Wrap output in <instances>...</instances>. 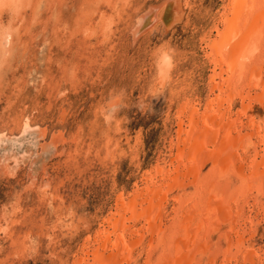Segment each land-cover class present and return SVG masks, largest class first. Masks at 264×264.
Returning a JSON list of instances; mask_svg holds the SVG:
<instances>
[{
  "label": "rangeland",
  "instance_id": "374dc122",
  "mask_svg": "<svg viewBox=\"0 0 264 264\" xmlns=\"http://www.w3.org/2000/svg\"><path fill=\"white\" fill-rule=\"evenodd\" d=\"M157 1L161 0H10V3L0 0L1 42L4 34H11L10 42H3L6 45L0 42V130L16 135L23 119L29 117L31 124L45 128L41 142L57 131H62L65 139L59 141L57 154L47 161L45 169L36 168L38 176L34 186L28 184V164L12 178L0 173V212L5 214L0 226L9 228L0 232V264H146L149 236L153 232L148 219L153 222L154 216L161 213L160 217L165 218L164 228L176 212L189 215L196 199L202 194V199L209 196L206 195L208 188L218 185L217 180L219 185L224 184L228 173H236L238 167L234 168L233 162L237 156L251 161L255 155L253 150L263 149L255 136L241 144L250 146L247 150L236 137L241 133L249 136L253 132L264 133V104L260 103L264 101V23L253 11L245 10L239 16L235 3L241 0H187L189 7L186 5L179 25L165 32L161 22L156 21L135 40L131 34L133 21ZM251 1L247 0L246 6ZM244 22L249 29L244 27ZM241 33H245L243 38ZM162 44L175 50V67L162 95L153 97L150 95L153 88L150 54ZM224 56L230 64L234 58L238 64L247 62L245 66L247 69L250 65L247 69L250 71L253 64L261 73L259 88L247 70L240 71V65L234 69H227L229 64L219 67L215 58ZM121 91L123 99L117 95ZM113 98L119 101L115 111L110 110L115 119L105 122L99 108ZM250 102L251 106L246 107ZM235 117L238 125L245 121L243 126L236 125L237 130L243 128L239 129L240 133L228 127ZM252 120L256 121V128L251 126ZM228 155L231 157L226 165ZM192 158L196 159L195 163ZM241 163L246 166L245 162ZM43 182L50 187H43ZM231 184L239 186L240 182L233 177ZM194 185L199 188L194 190ZM255 194L235 197L237 203L233 199L228 208L235 211L232 214L240 215L235 229H240L238 233L245 238L240 244V235H234L233 243L244 244L245 249L250 246L246 252L262 263L264 197ZM154 201L164 202L157 205ZM123 227H131L132 232L125 235L128 239L121 236ZM175 239L172 250L178 242ZM232 253L228 262L235 264ZM159 256V253L155 255L152 262H157ZM220 262L223 261H217ZM241 263L249 264L243 256Z\"/></svg>",
  "mask_w": 264,
  "mask_h": 264
},
{
  "label": "bare ground",
  "instance_id": "6f19581e",
  "mask_svg": "<svg viewBox=\"0 0 264 264\" xmlns=\"http://www.w3.org/2000/svg\"><path fill=\"white\" fill-rule=\"evenodd\" d=\"M111 1V0H110ZM238 1V0H237ZM3 2V1H2ZM24 2V1H23ZM234 2V0H233ZM10 3V0L9 2ZM15 3V2H14ZM13 3V4H14ZM187 0H161V1H157L155 3H152L150 4V6L147 8L146 11L144 12H141L139 13L137 16H136V19L133 21V25L131 27V34H132V38H134L136 40L137 37H139V35L142 33V32H145L144 30L147 28V26H150L151 24H153L154 22H161V25H162V28L165 32H168L170 30H172L173 28H175L177 25H179L182 20L184 19V16H185V9H186V5L188 6L187 4ZM190 3V2H189ZM246 3H247V0H241L238 1V3H235L236 5V9L235 10L236 12H238V15L240 16L241 14H243L245 12V10H248L249 13H251V11L255 12L256 13V17L258 20L262 21L264 23V0H252L251 1V4H249L248 6H246ZM4 4V2H3ZM25 4V3H24ZM6 5V3H5ZM23 6V5H22ZM230 6V5H229ZM227 6V7H229ZM232 6H234V3L232 4ZM8 7V5H7ZM189 7V6H188ZM239 7V8H238ZM17 9V8H16ZM18 12V11H17ZM247 12V11H246ZM19 13V12H18ZM231 14V13H230ZM247 14V13H246ZM245 14V15H246ZM244 15V16H245ZM249 16V15H248ZM252 16V15H250ZM234 17V16H233ZM255 17V18H256ZM229 18V17H228ZM230 19V18H229ZM228 19V20H229ZM247 19V17H246ZM250 19V17H249ZM254 19V18H253ZM252 19V21H253ZM236 20V19H234ZM14 21V20H13ZM20 21V20H19ZM18 21V22H19ZM219 21V20H218ZM246 21V20H245ZM248 21V19H247ZM259 23V22H258ZM218 24V22H217ZM241 24V23H240ZM249 24H250V21H249ZM242 25V24H241ZM240 25V26H241ZM253 25V24H252ZM3 26V25H2ZM232 26V25H229V27ZM236 26V25H235ZM234 26V27H235ZM238 26V27H240ZM249 25H247V23L244 22V27H247L246 29H249L248 27ZM7 27V26H6ZM11 27V26H10ZM152 27V26H151ZM243 27V26H242ZM8 28V27H7ZM13 28V27H12ZM226 28H228V25L226 26ZM233 29V27H231ZM230 28V30H231ZM150 29V28H149ZM3 30V29H2ZM216 30V29H215ZM227 30V29H226ZM229 30V29H228ZM1 31V30H0ZM9 31V30H8ZM14 31V30H13ZM81 31V30H80ZM239 31V30H238ZM244 31V30H243ZM12 32V31H10ZM232 32V30H231ZM236 31L234 30V33ZM264 32V31H263ZM233 33V32H232ZM237 33V32H236ZM2 34V32H1ZM218 34V33H217ZM245 34V33H244ZM243 34V35H244ZM259 34V33H258ZM264 35V33H262ZM18 35V34H17ZM16 35V36H17ZM235 35H238V34H235ZM233 35V36H235ZM243 35L241 33L240 37L243 38ZM261 35V34H260ZM1 37V36H0ZM219 37V36H218ZM221 37V36H220ZM255 37V36H253ZM252 37V38H253ZM261 37V36H260ZM227 38V37H226ZM234 38V37H233ZM238 38V37H237ZM205 39V38H204ZM245 39V37H244ZM260 39V38H259ZM11 40V34L10 33H6L2 36V42H1V39H0V42L2 44H5L3 42H10ZM15 40V39H14ZM228 40V39H227ZM234 40V39H232ZM230 40V41H232ZM237 40V39H236ZM246 40V39H245ZM213 41V40H212ZM226 41V40H225ZM260 41V40H259ZM12 42V41H11ZM208 42V41H207ZM233 42V41H232ZM243 42V41H242ZM251 42V41H250ZM213 43V42H212ZM224 43V42H222ZM238 43V42H237ZM0 44V45H2ZM9 44V43H8ZM254 44V43H253ZM6 45V44H5ZM221 45V44H220ZM225 45V44H224ZM228 45H231V44H228ZM237 45V44H236ZM255 45V44H254ZM222 46V45H221ZM241 46V45H240ZM243 46V45H242ZM249 46V45H248ZM3 47V46H2ZM5 47V46H4ZM209 47H212V46H209ZM216 47V46H214ZM224 47V46H223ZM227 48L231 47V46H226ZM247 47V46H246ZM250 47V46H249ZM227 48H225V51L227 50ZM234 48V46H233ZM243 48V47H242ZM3 49V48H2ZM240 49V48H239ZM247 49L249 50V48L247 47ZM246 49V50H247ZM251 49V48H250ZM4 50V49H3ZM6 50V49H5ZM214 50V49H213ZM216 50V49H215ZM221 50V49H220ZM231 50V49H230ZM241 50V49H240ZM245 50V51H246ZM235 51V50H234ZM252 51V50H251ZM2 52V51H1ZM227 52V51H226ZM233 52V50H232ZM231 52V53H232ZM5 53V52H4ZM210 53V52H209ZM208 53V55L210 56V54ZM213 53V52H212ZM218 53V52H217ZM240 53V51H239ZM250 53V52H249ZM252 53V52H251ZM233 54V53H232ZM235 54V53H234ZM233 54V55H234ZM242 54V53H241ZM245 54V53H244ZM248 54V53H247ZM246 54V55H247ZM213 55H216V53L214 52ZM240 55V54H239ZM249 55V54H248ZM247 55V56H248ZM217 56V55H216ZM219 56H222V55H219ZM235 56V55H234ZM250 56V55H249ZM243 57V56H242ZM211 58V56H210ZM215 58V62L216 64L219 66V67H223L226 66V64H229L227 65L228 68L227 69H234L233 67L235 66H238L240 65V71L241 69H249V66H247V69H246V66L245 64L247 62H241L240 61V64H238L239 62L236 60V58L232 57V59L234 58V61L233 63H229L230 61L227 60V56L225 57H221V58ZM254 58V57H253ZM240 59V58H239ZM242 59V58H241ZM240 59V60H241ZM250 59V58H249ZM257 59V58H256ZM254 58V60H256ZM211 61V60H210ZM257 61V60H256ZM255 62V61H254ZM251 63V61L249 62ZM257 63V62H256ZM216 65V66H217ZM226 66V67H227ZM214 67V66H213ZM218 67V68H219ZM260 68V67H259ZM262 68V67H261ZM215 69V68H214ZM225 69V70H227ZM237 69V68H236ZM250 69H252L251 71L250 70H247V72H249L250 74V77L252 79V81L255 82L256 86L259 88L260 86V83H259V78L261 77V73H259L257 71V69H255V67L252 66L250 67ZM229 71V70H227ZM215 72V71H214ZM236 73V72H234ZM238 74V73H237ZM242 74V72H241ZM228 75V74H227ZM233 75V74H232ZM239 75V74H238ZM235 76V75H234ZM218 77V76H217ZM248 77V78H250ZM228 78V77H227ZM229 79V78H228ZM261 79V78H260ZM209 80H212V79H209ZM216 80V79H215ZM237 80V79H235ZM214 81V80H213ZM245 81V80H244ZM251 81V80H250ZM223 82V81H222ZM246 82V81H245ZM220 83V82H219ZM243 83V82H241ZM262 83V82H261ZM216 84V83H215ZM223 84V83H222ZM220 84V85H222ZM249 84V83H248ZM264 84V83H263ZM231 85V84H230ZM233 85V84H232ZM259 85V86H258ZM213 86V85H212ZM215 86V85H214ZM217 86V85H216ZM235 86V85H234ZM251 86V85H250ZM264 86V85H263ZM211 87V86H210ZM220 87V86H219ZM218 87V88H219ZM223 87V86H221ZM220 87V88H221ZM225 87V86H224ZM229 87V86H227ZM214 88V87H213ZM230 88V87H229ZM227 88V89H229ZM237 88V87H236ZM263 88V87H262ZM212 89V87H211ZM211 89H210V92H211ZM217 89V88H216ZM245 89V87H244ZM264 89V88H263ZM215 90V89H214ZM235 90V89H233ZM240 90V89H238ZM216 91V90H215ZM219 91V90H217ZM223 91V89H222ZM243 91V89H242ZM240 90V92H242ZM239 92V93H240ZM244 92V91H243ZM242 92V93H243ZM214 92H212L213 94ZM220 93H223L220 91ZM228 93V92H227ZM232 93V91H231ZM230 93V94H231ZM245 93V92H244ZM243 93V94H244ZM255 93V92H253ZM258 93V92H257ZM262 93V92H261ZM229 94V95H230ZM242 94V96H243ZM247 94V93H246ZM245 94V95H246ZM263 94V93H262ZM220 95V94H219ZM256 95V94H255ZM258 95V94H257ZM240 96V95H239ZM262 96V95H261ZM196 97V96H195ZM215 97V96H214ZM214 97H212L214 99ZM247 97V95H246ZM245 97V98H246ZM219 98V97H218ZM218 98H215L218 100ZM220 98H221V95H220ZM234 98V97H233ZM240 98V97H239ZM117 99V98H116ZM116 99H111L112 103H111V107H110V110H113V108L117 107V103L119 102H116ZM227 99V98H226ZM231 99V98H230ZM261 99V98H260ZM264 99V98H263ZM229 100V98H228ZM244 100V99H243ZM249 100V99H248ZM213 101V100H212ZM211 101V102H212ZM227 101V100H226ZM225 101V102H226ZM234 101V100H233ZM242 101V100H241ZM251 101V100H250ZM209 102V101H208ZM218 102V101H217ZM257 102V101H256ZM185 103V102H184ZM260 103L264 104V101L261 100ZM226 104H228L226 102ZM242 104H243V101H242ZM259 104V103H258ZM186 105V104H185ZM204 105V104H203ZM225 105V104H224ZM251 106V102L246 105V107H249ZM264 106V105H263ZM190 107V106H189ZM210 107V106H209ZM262 107V106H261ZM186 108V107H185ZM207 108V107H206ZM260 108V107H259ZM193 109V108H192ZM195 109V108H194ZM209 109V108H208ZM220 109V108H218ZM252 109V108H251ZM222 110V109H221ZM220 110V111H221ZM227 110V109H226ZM238 110V109H237ZM245 110V109H244ZM247 110V109H246ZM259 110V109H258ZM263 110V109H262ZM115 111V110H114ZM193 111V110H192ZM210 111V110H209ZM191 112V111H190ZM197 112V111H196ZM214 112V111H213ZM229 112V111H228ZM232 112V111H231ZM181 113V112H180ZM212 113V111H211ZM217 113V111H216ZM225 113V112H224ZM240 113V112H239ZM249 113V112H248ZM183 114V113H182ZM215 114V112H214ZM185 115V114H184ZM194 115V114H193ZM210 115V114H209ZM222 115V114H221ZM228 115V114H227ZM243 115V114H242ZM245 115V114H244ZM30 116V115H29ZM181 116V115H180ZM179 116V118H180ZM183 116V115H182ZM202 116V115H201ZM200 116V117H201ZM229 116V115H228ZM237 116V115H235ZM239 116V115H238ZM25 117H27V114L25 115ZM24 117V118H25ZM198 117V116H196ZM212 117V116H211ZM217 117V116H215ZM225 117V116H224ZM231 117V116H230ZM233 117V116H232ZM245 117V116H243ZM242 117V118H243ZM254 117V116H253ZM28 118H25L23 119V121L21 122V125H20V128H19V131L16 135H14L13 133H7V131H4V130H0V173L1 175L3 176H7V177H15L18 173V171L20 170L21 167H23L25 165L26 167V164H28V171H29V174L27 176H29V179H30V182L28 183L30 186H32L36 180V173H37V170L36 168L37 167H40V168H44L45 169V166L47 164V161H49L54 155L57 154L56 152V149H57V145L59 143L60 140H64V136L62 134V131H57V132H54L52 133V135L49 136L48 140L44 141V142H41V138L44 135V133L46 132L45 131V128H40L38 125L36 124H31L29 121H28ZM182 118V117H181ZM218 118V117H217ZM236 118V117H235ZM22 119V118H21ZM184 119V118H183ZM188 119V118H186ZM194 119V118H193ZM202 119V118H201ZM207 119V118H206ZM209 119V118H208ZM216 119V118H215ZM221 119V116L219 119H217V123L218 121H220ZM229 119V118H227ZM234 119V117H233ZM254 119V118H252ZM30 120V118H29ZM190 120V119H189ZM214 120V118L212 119ZM226 120V119H225ZM247 120V118H246ZM179 121V120H178ZM190 121H193V120H190ZM222 121V120H221ZM183 122V121H182ZM185 122V121H184ZM187 122V121H186ZM200 122H204L202 120H200ZM212 122V121H211ZM214 122V121H213ZM232 122V121H231ZM240 122V121H239ZM245 122V121H244ZM243 122V123H244ZM252 122V125L251 126H254L255 127V122L254 120L250 121ZM181 123V122H180ZM189 123V122H188ZM192 123H195L194 121ZM226 123V122H225ZM229 123V122H227ZM238 123V120L236 118V120L234 121V123L230 124V131L234 130L237 128L236 125ZM243 123L240 124L243 126ZM187 124V123H186ZM199 124V123H198ZM183 125V124H182ZM213 125V124H212ZM238 125V126H240ZM246 125V123H245ZM220 126V125H218ZM227 126V124H226ZM261 126V125H260ZM264 126V125H263ZM262 126V127H263ZM189 127V126H188ZM199 127V125H198ZM227 127V128H228ZM245 127V126H244ZM261 127V128H262ZM4 128V127H3ZM191 128V127H190ZM193 128V127H192ZM202 128V127H201ZM216 128V127H215ZM221 128V126H220ZM242 128V127H239V129ZM256 128V127H255ZM264 128V127H263ZM204 129V127H203ZM203 129H201L203 131ZM219 129V127L217 128ZM237 130L236 131H239L237 133H240L241 131L240 130ZM243 129V128H242ZM260 129V128H259ZM180 130V129H179ZM195 130V129H194ZM197 130V128H196ZM222 130V129H221ZM255 130V129H254ZM262 130V129H261ZM260 130V131H261ZM181 131H184L181 130ZM186 131V129H185ZM205 131V129H204ZM228 131V130H227ZM256 131V130H255ZM218 132V131H217ZM248 132V131H247ZM264 132V131H263ZM16 133V132H15ZM181 133V132H180ZM193 133V132H192ZM208 133V132H207ZM232 133V132H231ZM258 133V132H257ZM261 133V132H260ZM255 134L254 132L251 133L253 136H249V134L244 133L243 136H237L236 138H238V143L243 144L245 143L246 139L247 138H258V140L260 141L259 142V146H264V133L263 134ZM201 134V133H200ZM223 136L222 133H219ZM234 134V133H233ZM191 135V134H190ZM202 135V134H201ZM200 135V136H201ZM212 135V134H211ZM199 136V135H198ZM235 136V135H234ZM178 137V136H177ZM203 137V136H202ZM221 137V136H220ZM195 138V136H194ZM198 138V137H197ZM205 138V137H204ZM234 138V137H233ZM234 138V140L236 139ZM188 139V138H187ZM192 139V138H191ZM196 139V138H195ZM201 140V138H200ZM209 140V139H207ZM180 141V140H179ZM211 141V140H209ZM233 141V140H232ZM76 142V141H75ZM193 142V141H192ZM206 142V141H204ZM191 143V141H190ZM210 143V142H209ZM215 143V142H214ZM234 143V141H233ZM248 145H249V141L247 142ZM255 142H253V145H254ZM61 144V143H60ZM177 144V143H176ZM180 144V143H179ZM200 144V143H199ZM230 143H228L229 145ZM236 144V143H235ZM193 145V144H191ZM210 145V144H209ZM212 145V144H211ZM227 145V146H228ZM186 146V145H185ZM190 146V144H189ZM201 146V145H200ZM206 146V145H205ZM219 146V145H218ZM231 146V145H230ZM242 147H245L246 150L250 147H246V146H243L241 145ZM237 147V146H236ZM189 148V147H188ZM191 148V147H190ZM197 148V147H196ZM231 148V147H230ZM254 148V147H253ZM257 148V147H256ZM183 149V148H182ZM194 149V148H193ZM201 149V148H200ZM215 149V148H213ZM186 150V149H184ZM195 150V149H194ZM221 150V149H220ZM219 150V151H220ZM236 150V149H235ZM244 150V149H243ZM259 150V149H258ZM258 150H253L252 153H254L255 151V155H254V158L251 159V161H246L245 160V156H237L236 157V160H232L234 161V165L235 166L234 168L238 167L235 171L233 172L232 174L228 173L227 177H226V181L224 184L221 183V185H219V181L217 179H215L216 183L219 185H216L218 186L216 188V186L214 187H210L208 188V192L206 195H209L208 197H205L202 199L203 197V194H202V197L200 198V195H199V198L200 199H196L195 201H192V197H191V201L194 203L196 202L194 205H193V208H190L192 211H190L189 215H186V214H181L180 211L176 212L173 217H171L169 221L170 224H167L164 228H163V225H162V221L165 219L164 217H160L162 216L161 213H159V215H155L153 222H151V219H148V222L150 223V225H152V228H153V232L151 233V236H149V243H148V249L146 251L147 253V261H146V264H214L215 262L217 263V261H223V262H220L222 264H231L230 262H228V258L230 257V254L233 252V249L235 248V253H232L236 263L235 264H240V257L243 256L244 257V262H248L249 264H264V262L262 263H257L258 261L255 259L256 257H253V254H250V252H246L248 250V248H243V245H240L242 243H244L245 241V238L243 235H240L238 232L239 230L235 229V222H237V219L239 221V217L240 215L238 216L237 215H234L231 213L232 209H229L228 208V205L231 203V201L234 199L236 201V198H240V197H245L246 195L248 196L249 193H256L255 195H257V197H264V147L261 151H258ZM58 151V150H57ZM102 151V150H101ZM187 151V150H186ZM207 152V150H205ZM216 151V150H215ZM218 151V154H220ZM238 151V150H236ZM205 152V153H206ZM209 152V151H208ZM211 152V151H210ZM230 152V151H229ZM187 153H189V151H187ZM195 153V151H194ZM193 153V154H194ZM199 153V152H198ZM240 153V152H239ZM60 154V153H59ZM182 154V153H181ZM186 154V153H185ZM197 154V153H196ZM204 154V153H203ZM223 154V153H222ZM188 155V154H187ZM200 155V153H199ZM202 155V154H201ZM206 156V154H204ZM213 155V154H212ZM192 156V155H191ZM190 156V157H191ZM207 156H210V155H207ZM176 157V156H175ZM197 157V156H196ZM195 157V158H196ZM201 157V156H200ZM223 157V156H222ZM231 155H228L227 157V160L225 162L226 165H228V158H230ZM194 158V159H195ZM213 158H214V155H213ZM179 159V158H178ZM188 159V157H187ZM192 158V160L194 161L195 163V160ZM199 159V158H198ZM232 159V158H231ZM235 159V158H234ZM177 160V158H176ZM203 160V159H201ZM179 161V160H177ZM245 162L246 166L242 165L241 162ZM181 162V160H180ZM183 162V161H182ZM199 162V161H198ZM204 162V161H203ZM209 162V161H207ZM214 162V161H213ZM237 162L239 163V166L237 164ZM246 162H249V163H246ZM178 163V162H177ZM185 163V162H184ZM193 163V164H194ZM173 164V163H172ZM187 164V163H186ZM205 164V163H204ZM220 164V163H219ZM231 164V163H230ZM179 165V164H178ZM211 166V165H210ZM209 166V167H210ZM216 166V165H215ZM220 166V165H218ZM183 167V165H182ZM185 167V166H184ZM199 167V166H198ZM208 167V168H209ZM224 167V166H223ZM220 168V167H219ZM226 168V167H225ZM12 169H15V174H11L10 173V170ZM163 169V168H162ZM180 169V168H179ZM182 169V168H181ZM185 169V168H184ZM212 169V168H211ZM214 169V168H213ZM218 169V168H217ZM224 169V168H223ZM229 169V168H228ZM227 169V170H228ZM246 169H249L248 171H246ZM161 170V169H160ZM159 170V171H160ZM187 170V169H186ZM194 170V169H192ZM209 170V169H208ZM219 170V169H218ZM221 170V169H220ZM226 170V169H225ZM223 170V171H225ZM165 171V170H164ZM167 171V170H166ZM169 171V170H168ZM167 171V172H168ZM179 171V170H178ZM199 171V170H198ZM205 171V170H204ZM212 171V170H211ZM231 171V170H230ZM157 172V171H156ZM195 172V171H194ZM197 172V171H196ZM162 173V172H161ZM186 173V171H185ZM209 173V172H207ZM216 172H214L215 174ZM222 173V171L220 172ZM219 173V174H220ZM39 174V173H38ZM169 174V173H168ZM179 174V173H178ZM190 174V173H189ZM192 174H193V171H192ZM227 174V172H226ZM153 174H151V177H152ZM185 175V174H184ZM195 175V174H194ZM201 175V174H200ZM171 176V175H170ZM182 176V175H181ZM199 176V175H198ZM211 176V175H209ZM220 176V175H219ZM224 176V175H223ZM222 178L224 179L225 177ZM157 177V176H155ZM166 177H167V174H166ZM178 177V176H176ZM183 177V176H182ZM201 177V176H199ZM208 177V176H207ZM233 177H237L238 181L240 182L239 186H236V185H233L231 184V180L233 179ZM28 178V177H27ZM43 177H41L42 179ZM163 178V177H162ZM170 178V177H169ZM179 178V177H178ZM212 177H210L211 179ZM218 178V177H217ZM39 179V178H38ZM45 179V178H44ZM43 179V180H44ZM154 179V178H153ZM156 179V178H155ZM173 179V178H172ZM186 179V178H185ZM197 179V178H196ZM156 183L159 182L158 179H156ZM168 180V179H167ZM202 180V179H201ZM42 181V180H41ZM155 181V180H154ZM153 181V182H154ZM169 181V180H168ZM174 181V180H173ZM185 181V180H184ZM197 181L199 182V180L197 179ZM48 182V181H47ZM149 182V181H147ZM151 181V183H153ZM221 182V181H220ZM149 183V184H151ZM164 183V182H163ZM40 184V183H39ZM196 184V183H195ZM206 184V183H204ZM212 184V183H211ZM215 184V183H213ZM212 184V185H213ZM43 185H44V182H43ZM148 185V184H146ZM170 185V184H169ZM190 185V183H189ZM34 186V185H33ZM48 186L46 183L43 187H46ZM149 186V185H148ZM147 186V187H148ZM162 186V184L160 185ZM185 186V185H184ZM198 186V185H197ZM196 188H199L197 187ZM206 186V185H205ZM42 187V188H43ZM50 187V185L48 186ZM46 187V188H48ZM151 187V186H150ZM194 187V190L196 189L195 188V185L193 186ZM207 187V186H206ZM156 188V187H155ZM162 188V187H160ZM184 188V187H183ZM151 189H153L151 187ZM163 189V188H162ZM171 189V188H170ZM46 190V189H45ZM43 190V191H45ZM137 190V189H136ZM182 190V189H181ZM206 190V188H205ZM147 191V190H146ZM149 191V190H148ZM163 191V190H162ZM168 191V190H167ZM171 191V190H170ZM197 191V190H196ZM142 192V191H141ZM178 192V191H177ZM202 192V191H201ZM143 193V192H142ZM155 193V192H154ZM188 193V192H187ZM195 193V192H194ZM140 194V193H139ZM145 194V191L144 193ZM157 194V193H155ZM168 194V193H167ZM41 195V194H40ZM161 195V194H160ZM164 195V194H163ZM166 195V194H165ZM198 195V194H197ZM196 195V197H197ZM146 196V195H145ZM144 196V197H145ZM159 196V195H158ZM167 196V195H166ZM211 196V197H210ZM250 196H253L250 195ZM249 196V197H250ZM123 197V196H122ZM163 197V196H162ZM232 197V198H231ZM236 197V198H235ZM137 198V197H136ZM165 198V197H164ZM168 198V197H166ZM190 198V197H189ZM255 198V197H254ZM258 198V200H259ZM17 199V198H15ZM19 199V197H18ZM142 199V198H141ZM159 199V198H158ZM161 199V198H160ZM159 199V200H160ZM183 199V198H182ZM186 199V198H185ZM120 200V199H119ZM123 200V199H122ZM146 200V199H145ZM179 200V199H178ZM135 201V200H134ZM143 201V200H142ZM141 201V202H142ZM151 201V200H150ZM184 201V200H183ZM190 201V200H189ZM16 202V201H15ZM120 202V201H119ZM132 202V201H131ZM136 202V201H135ZM138 202V201H137ZM156 201H154V204H155ZM158 202V201H157ZM156 202V204H157ZM164 202V201H163ZM163 202H158V204L160 205L161 203ZM239 202V201H238ZM257 202V201H256ZM261 202L258 201V203ZM14 203V201H13ZM17 203V202H16ZM133 203V202H132ZM139 203V202H138ZM144 203V202H142ZM187 203V202H186ZM237 203V201H236ZM18 204V203H17ZM121 204V203H120ZM134 204V203H133ZM141 204V203H140ZM147 204V203H146ZM157 204V205H158ZM180 204V202H179ZM123 205V204H121ZM126 205V204H125ZM137 205V204H136ZM177 205V204H176ZM184 205H185V202H184ZM188 205V204H187ZM190 205V204H189ZM120 206V205H119ZM118 206V208H119ZM128 207V205H127ZM151 207V206H150ZM155 207V205H154ZM186 207V206H185ZM189 207V206H188ZM190 207H192V205H190ZM233 207V206H232ZM15 208V207H14ZM117 208V207H116ZM122 208V207H121ZM125 208V206L123 207ZM153 208V207H151ZM151 208L149 210H151ZM158 208V207H157ZM177 208V207H176ZM238 208V207H237ZM4 209V208H3ZM6 209V208H5ZM120 209V208H119ZM189 209V210H190ZM236 209V208H235ZM2 210V209H1ZM14 210V209H13ZM153 212H155V208H153ZM187 210V208H186ZM234 210V209H233ZM5 211V210H4ZM15 211V210H14ZM61 211V210H60ZM118 211V210H117ZM121 211V210H120ZM136 211V209H135ZM140 211V210H139ZM145 211V209H144ZM164 211V210H163ZM188 211V210H187ZM185 211V213L187 212ZM13 212V211H12ZM17 212V211H16ZM119 212V211H118ZM157 212V211H156ZM189 212V211H188ZM233 212V211H232ZM235 212V211H234ZM233 212V213H234ZM1 213V212H0ZM116 213V212H115ZM123 213V212H122ZM121 213V214H122ZM2 214V213H1ZM124 214V213H123ZM136 214V213H135ZM143 214V213H142ZM150 214V213H149ZM166 213H164L165 215ZM5 215V214H4ZM4 215L2 214L0 216V223H1V218H4ZM148 215V214H146ZM163 215V216H164ZM112 216V215H111ZM118 216V215H117ZM256 216V215H255ZM254 216V217H255ZM151 217V216H149ZM10 218V217H8ZM113 218V217H112ZM121 218V217H120ZM134 218V216H133ZM146 218V217H144ZM244 218V217H243ZM80 219V218H79ZM110 220V218H108ZM118 219V218H117ZM142 219V218H141ZM248 219V218H247ZM3 220V219H2ZM6 220V219H5ZM13 220V219H12ZM83 220V219H80V221ZM116 220V219H115ZM129 220V219H128ZM131 220V218H130ZM129 220V221H130ZM137 222L139 219H136ZM147 220V219H146ZM145 220V221H146ZM196 220V222H195ZM4 221V220H3ZM2 221V222H3ZM7 221V220H6ZM86 221V220H85ZM119 221V219H118ZM123 221V220H122ZM159 221V223H158ZM116 222V221H115ZM124 222V221H123ZM136 222V221H135ZM193 222L197 223L196 224V228L193 229L192 227V224ZM240 222V221H239ZM238 222V224H239ZM8 223V222H7ZM11 223V222H10ZM83 223V222H82ZM86 223V222H85ZM146 223V222H145ZM144 223V224H145ZM246 223V222H244ZM6 224V223H5ZM4 224V225H5ZM79 224V223H78ZM115 224V223H114ZM119 225V223H116ZM134 224V223H133ZM148 224V223H147ZM164 224V223H163ZM166 224V223H165ZM243 224V223H242ZM80 225V224H79ZM84 225V224H83ZM149 225V224H148ZM147 225V226H148ZM240 225V224H239ZM82 226V225H81ZM143 226V225H142ZM154 226V227H153ZM237 226V225H236ZM8 228V224L6 226ZM79 227V226H78ZM88 228V227H87ZM237 228V227H236ZM9 229V228H8ZM8 229H5V227H1L0 226V232L3 231V232H6L5 230H8ZM74 229V227H73ZM76 230L79 228H75ZM118 229V228H117ZM99 231V230H98ZM106 231V230H105ZM104 231V232H105ZM123 232V234L121 236H125L127 233H130L132 232L131 230V227L130 228H126V227H123L122 230H120ZM119 231V232H120ZM135 231V230H134ZM147 231V230H146ZM150 231V230H149ZM72 233V232H71ZM99 233V232H98ZM111 233L112 231L110 232L109 236H111ZM114 233V232H113ZM3 234V233H2ZM7 234V233H6ZM119 234V233H118ZM234 235H240L239 236V242L240 244H236L233 243L234 242ZM50 236V235H49ZM102 236V235H101ZM100 236V237H101ZM107 236V235H106ZM119 236V235H117ZM156 236V238H155ZM215 236L218 237V239H216V241L214 240ZM51 237V236H50ZM104 237V236H102ZM127 238V236H125ZM134 237V236H133ZM145 236H143L144 238ZM237 237V236H236ZM109 237H106V239H108ZM174 238H178V242H177V245H175L174 249L172 250V248L170 249V247H172V243L177 241L176 239L174 240ZM102 239H105V238H102ZM125 239V238H124ZM128 239V238H127ZM126 239V241H127ZM132 239V238H131ZM179 239H181L179 241ZM183 239V240H182ZM238 239V238H237ZM111 240V239H110ZM109 240V241H110ZM117 240V238H116ZM137 240V239H136ZM142 240V239H141ZM119 242V241H118ZM123 242V241H122ZM127 242H130L127 241ZM125 242V243H127ZM156 242V243H155ZM166 242V244H165ZM101 243V242H100ZM115 243V242H114ZM176 243V242H175ZM111 244V243H109ZM112 245V244H111ZM120 245H122L120 243ZM135 245V244H134ZM101 246V244H100ZM114 247V246H113ZM119 247V246H118ZM124 247V246H122ZM252 247V246H251ZM102 248V247H101ZM125 249V248H124ZM134 249V248H133ZM169 249V250H168ZM116 250H119L118 248ZM95 251V250H94ZM113 251V250H112ZM98 252V251H97ZM102 252V251H101ZM254 252V251H253ZM256 252V251H255ZM105 253V252H104ZM160 254V256L158 257L157 259V262H152L153 261V258L154 256L157 254ZM264 253V252H263ZM99 255V254H98ZM174 255V256H173ZM255 255V253H254ZM88 257V256H87ZM85 256V258H87ZM232 257V256H231ZM232 257V258H233ZM84 258V256H83ZM113 258V257H112ZM176 258V259H175ZM88 259V258H87ZM100 259V258H99ZM120 259V258H119ZM156 259V258H155ZM154 259V260H155ZM231 259V258H230ZM107 260V259H106ZM149 260V262H148ZM175 260V261H174ZM87 261V260H85ZM85 261H80V262H85ZM111 261V260H110ZM113 261V260H112ZM262 261V260H260ZM263 261H264V258H263ZM77 262V261H76ZM174 262V263H173ZM115 263V262H114ZM215 263V264H216ZM78 264V263H76ZM83 264V263H82ZM100 264V263H99ZM218 264V263H217ZM242 264V263H241Z\"/></svg>",
  "mask_w": 264,
  "mask_h": 264
},
{
  "label": "clouds",
  "instance_id": "9594fccd",
  "mask_svg": "<svg viewBox=\"0 0 264 264\" xmlns=\"http://www.w3.org/2000/svg\"><path fill=\"white\" fill-rule=\"evenodd\" d=\"M175 50L166 44L154 48L150 54L153 66V88L150 95L153 97L162 95L164 89L171 80V74L175 67ZM118 97L123 99V92H119ZM111 101L107 105L102 104L99 108L101 116L105 122L115 119V114L110 111Z\"/></svg>",
  "mask_w": 264,
  "mask_h": 264
},
{
  "label": "snow or ice",
  "instance_id": "6c2138e0",
  "mask_svg": "<svg viewBox=\"0 0 264 264\" xmlns=\"http://www.w3.org/2000/svg\"><path fill=\"white\" fill-rule=\"evenodd\" d=\"M113 110H115V107L113 108ZM10 173L14 175L15 174V169L10 170Z\"/></svg>",
  "mask_w": 264,
  "mask_h": 264
}]
</instances>
